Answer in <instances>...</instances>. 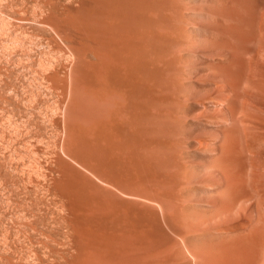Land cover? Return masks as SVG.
<instances>
[{"label": "rangeland", "instance_id": "rangeland-1", "mask_svg": "<svg viewBox=\"0 0 264 264\" xmlns=\"http://www.w3.org/2000/svg\"><path fill=\"white\" fill-rule=\"evenodd\" d=\"M192 19L191 0H0V264H210L237 222L203 220L186 181L225 145L263 170L264 61L237 96ZM150 172L183 196L151 200Z\"/></svg>", "mask_w": 264, "mask_h": 264}, {"label": "bare ground", "instance_id": "bare-ground-1", "mask_svg": "<svg viewBox=\"0 0 264 264\" xmlns=\"http://www.w3.org/2000/svg\"><path fill=\"white\" fill-rule=\"evenodd\" d=\"M191 8L193 12L192 26L194 27V34H204L210 45L222 49V52L219 53L220 59L223 60L225 64H228L227 66L230 70H233L237 74L236 82L234 81L232 85V91L238 96L240 93L237 88L239 82L244 79L243 76L247 71L246 65H254L264 61V0H191ZM94 61H96V59ZM256 73L257 71L252 67L250 74L253 76ZM263 82L264 78L262 77L260 80V88L263 87ZM259 102L264 105V98H259ZM247 103V101H243L242 105L246 106ZM253 104L255 103L253 102ZM251 106L253 105L251 104ZM254 108L256 107H253V109ZM259 109L261 108L259 107ZM241 110L239 111L240 113ZM235 113L236 114L234 115L236 116L237 112ZM244 113L246 112L244 111ZM249 116L252 117L253 115L251 116L249 112ZM246 119L247 118L238 119L237 123H239V121L241 123L243 122L242 127L244 126L247 130L253 125V129L256 131L257 129L264 130V122L261 121L260 117V120L257 119V124L254 122L255 124H251V126L244 122ZM250 122L251 121H249V123ZM233 123H235V120H232V123L230 124L233 125ZM240 126L241 125H238L236 127ZM229 129L227 130H232ZM246 129L245 131L248 132ZM263 130L261 131L262 133ZM262 133L260 138L263 137L262 135L264 133ZM226 134L230 135L231 133L228 132ZM245 134L247 135V133ZM255 135L257 137L256 133ZM237 140L239 141V139ZM239 143L241 144V142ZM233 148L231 150L230 146L226 147L225 145L224 154L221 152L223 156L215 160V162L222 168L220 173H217L210 178L200 176L195 180L199 181L197 184L191 182L192 180L190 181L188 178L189 181H186L187 189L189 192L204 191L210 194L206 199L211 203L212 208L210 209L213 211L211 210L212 212L210 215L207 214L206 216L204 214L203 220L207 221L216 218L215 221H217V219L218 221L215 225H220V227L228 221L237 222V224L212 231L213 236L214 234H217L214 236V239L216 240L215 244L216 246L219 245L220 248L218 251H215L210 264H264V167H262V171L260 169V172L258 171L259 166L256 167L253 166V163H250L252 164L251 166L253 167V170L252 172L248 171V174V160L246 161V158H243V155L241 156V154L231 155ZM234 149H236V147ZM67 151L70 155L71 151L69 149H67ZM259 165H261V163ZM173 182H175L174 179ZM146 184V189L148 191L155 190V193L148 197L161 204V207L170 203L168 197L180 198L184 194L183 189H186L183 182L182 189H176V186L175 188H172L170 184L167 185L164 180L156 178L155 174H151L147 177ZM173 203L174 202H171L172 207ZM178 206L180 207L181 205L178 204ZM201 209L204 210L205 208ZM244 214L247 215L243 216ZM66 226L68 227L69 235H72L74 233V228L68 220L66 221ZM117 230H119V228H117ZM228 243L230 244L229 254V249L226 246ZM239 244H241L240 249ZM133 253L135 252L133 251ZM129 255L130 257L125 260L127 261V264H132V262L136 264L137 262L138 264L144 263L142 260L137 259H143L145 255L139 258L137 256H132V253ZM144 259H147L146 256ZM140 261L142 263H140Z\"/></svg>", "mask_w": 264, "mask_h": 264}]
</instances>
